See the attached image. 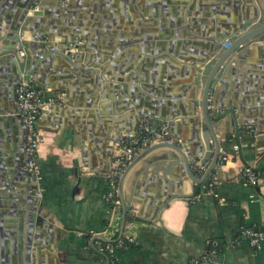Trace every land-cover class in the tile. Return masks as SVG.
<instances>
[{"label":"crops","instance_id":"1","mask_svg":"<svg viewBox=\"0 0 264 264\" xmlns=\"http://www.w3.org/2000/svg\"><path fill=\"white\" fill-rule=\"evenodd\" d=\"M234 1L73 0L71 9L69 1L61 3L67 12L62 19L68 21L73 16L76 23L86 21L88 26L83 29L92 40L84 39L79 50L73 48V52L81 54L76 68L70 67L67 72L62 58L47 61L43 68L44 74L73 76L54 81V84L73 83L69 94L44 89L45 84L36 85L53 101L38 123L43 137L37 155L40 179L27 169L25 126L13 120L1 124L0 176L7 174L12 182L18 180L20 187L7 193L18 196L16 207L10 206V213L0 217V264H20V256L25 257L32 210L36 223L41 217L54 230L44 237L42 228L36 224L31 264H108L99 250L100 243L106 242L101 237L114 242L128 235L134 243L116 250L120 264H189L216 245L219 256L211 264H264V243L259 249L251 247L248 241L232 245L244 228L264 230V139L247 129L252 127L264 133V58L258 51L264 50V42H258L257 48L244 55L242 63L234 58L231 67L238 72L231 75L233 81L229 83L239 86L241 108L251 125L241 126L240 143L233 125L225 123V129L219 130L220 158L226 155L229 161L214 170L212 177L200 186V193L190 200L176 197L191 194L197 187L182 175L179 164L173 170L166 161L145 167L146 160L169 151L159 149L137 163L125 178L123 192L128 210L123 235L122 200L119 196V206H113L109 200L118 148L108 140L106 143L104 134L108 128L119 126L122 134L133 133L138 122L133 106L120 111L124 101H133L135 95L143 96V101L136 102L140 106L149 104V97L170 103L165 106L169 111H178L180 104L186 107L188 98L184 97L183 87L190 86L192 83L188 82L194 76H183V72L184 66L193 61H185L180 54L185 58L200 57L222 32L240 22L241 12L234 8ZM5 2L14 5L17 1L0 0V8ZM52 6L49 8L53 9ZM85 14L94 17L86 19ZM26 34L24 39L29 41L30 32ZM43 35L49 41L50 37ZM212 39L215 40L210 42ZM50 40L59 47L62 36L56 34ZM35 42L33 57H40L39 52H45L46 48L41 46L43 41ZM5 76L0 80V93L5 99L10 98L0 104L11 113L6 118H18L9 110L18 108L16 89H9L8 94L4 91L10 78ZM180 80L188 81L180 83ZM200 96L197 94L196 99ZM234 99V92L224 91L220 99L223 112ZM87 103L92 105L86 106ZM161 111L160 115L166 112ZM188 118L182 115L174 118L172 132L178 138L173 142L192 140L193 126L186 121ZM194 159L191 157L192 162ZM211 162L212 159L207 160L206 170ZM247 168L258 176V185L245 184L243 171ZM194 171L198 178L206 172L200 174L195 167ZM211 183L217 197L209 192ZM169 197L158 214L157 208Z\"/></svg>","mask_w":264,"mask_h":264},{"label":"water","instance_id":"2","mask_svg":"<svg viewBox=\"0 0 264 264\" xmlns=\"http://www.w3.org/2000/svg\"><path fill=\"white\" fill-rule=\"evenodd\" d=\"M16 1L17 2L14 5H11L10 2H5L0 8V80L5 78V75L10 77L8 79V84H5L7 88L5 87L4 89L7 94L9 89H16L18 108H15V110H11L9 108V110L12 111V113H15L18 118H6L5 115L7 113L11 115V113L4 109L0 104V128L1 124H5L10 120L20 122L25 126L24 143L26 146H24V149L27 156L26 165L27 169L29 170L30 157L26 151V119L23 116V110L19 105L17 88L21 82L30 83L34 87H36V85L45 84L44 89H57L62 91L64 94H69V87L74 85L73 83L70 84V82H66L67 84H54V81L57 79H70L73 76H53L47 73L44 74L43 68L46 67L47 61L49 62V60L54 59L58 60L59 58H62V62L65 64L67 72L70 71V67L76 68L78 61L81 58V54L70 51L69 46L75 41H78L74 45V48L79 50L81 48L80 43L84 39L92 40V38L88 37L86 29H83L84 26H88L86 21H80L79 23H76L73 20V16L72 19L68 21H64L62 19L67 15V12L66 9L61 8V3L69 1L68 9H71L73 8L71 3L73 0H56L55 3L50 2V0H28L25 3H21L22 0ZM128 1L129 0H125V2ZM37 2H39V5H36ZM131 2H135V0H131ZM234 3V8L241 12L242 18L240 22L234 24L232 28L230 27L228 32H222L221 35L218 36L217 41H215L213 44H209L200 57L185 58L184 54H180V58L184 59L185 61H193L191 65L184 66L185 68L183 72V76H194V78L190 79V82H188L192 84L190 86L183 87L184 97L188 98V104H186V107H183L180 104L179 106L177 105L179 108L178 111L176 109L169 111L166 110L165 106L170 105V103L166 104L163 101H159L154 98L151 99L149 97H147L149 104L144 105V103H142L140 106L136 102L139 100L143 101V99H141L143 96L138 98L137 96L133 95V101L130 99L124 101L125 106H123L120 111L129 110L130 106H133L132 109L137 111L138 122L134 132L122 134L121 131H123V129L119 128V126L115 129H112L111 127L108 128L104 134L106 143L107 140L112 142L117 149V140L119 137L135 136L136 130L144 116L151 119L152 125L165 127V131L171 138H178L176 134L172 132V129L175 126L173 124V120L177 115L189 117L186 121H189L193 126L192 140L190 142L168 143L163 142L161 139L158 141L153 139L155 144L140 153L124 171L122 177L119 180V196L122 200L124 210L121 235H123L125 230L128 210V204L124 198L123 185L126 176L137 163L142 161L146 156L150 155L156 150L169 149L167 152H163L155 157L150 158L149 160H146L145 162L148 165L145 167L147 168L157 161L168 162L169 169L172 170L174 165H181L180 170L182 175H186L193 182V184L197 185V187L191 194L180 195L176 197L190 200L196 194L200 193V186L207 179L212 177L214 170H219L221 167L218 162L222 150L221 143L218 138L219 130L225 129V123L233 125L234 135L238 140V143H240L239 138L241 126L245 127L251 125L245 109L242 110L243 108H241L243 106L240 102L239 86H231L229 81H233L231 79V75L238 72L236 68L231 67L232 64L235 63L234 58L238 59V63H242L244 55H248L251 50L255 49V47L257 48L258 42H264V0H236ZM50 6H52L53 9L49 8ZM93 10H96V8ZM74 16L76 17V15ZM84 16L86 19L94 17L88 16L86 14ZM3 22H5V26H2ZM181 22L182 21H180V24ZM205 23L214 25V22L207 21ZM27 32H30L29 37L31 40L29 39V41L24 39L27 35ZM43 34L49 36L50 39H53V35H60L62 36V42L60 43L59 47H57L50 39L49 41L46 40V37ZM37 35L45 37V40L43 41L44 43H42L41 46L45 47L46 50L45 52H39L40 57H33V48L37 46H35ZM213 40L215 39L210 40V42ZM53 48L56 49L53 50ZM258 51L264 58V50L260 51L258 48ZM36 54H38V52H36ZM93 72L97 73V71ZM102 74L104 73L102 72ZM97 81H94V83L96 82L95 86H97ZM186 81L188 80H180L179 82L183 83ZM161 83L164 82L162 81ZM105 84L102 86H105ZM158 89L159 90L157 91L161 94V89ZM229 90L235 93V99L229 102V104L225 107V111L223 112L222 110L224 107H222L220 99L223 97L224 91ZM1 93L0 103L1 100H9L10 97L5 99L3 96L4 94L2 93V95ZM197 94L198 96L201 95L200 99H196ZM243 96H245V94H243ZM242 102L244 103V101ZM91 105L92 103L86 104V106ZM161 110L166 111L163 113L164 115L159 114ZM252 123L257 122L253 121ZM184 124L187 123L184 122ZM112 132H114L113 135ZM257 137L264 139V133L260 132ZM225 138L228 139V136H225ZM191 157L195 159H201L202 164H206L208 159H212L211 165L201 178L196 176ZM240 157L242 158L241 151ZM3 174L6 173L3 172ZM30 174L35 175V173L32 172ZM35 178H37V176ZM1 179L3 180L1 181ZM17 181L14 180V182H12L10 179H8L7 174L5 176H0V187H3V189L0 190V217L7 216L10 213V206L16 207V203H18V196L7 194L11 192L14 187H20L19 184H17ZM30 188L33 190L35 189V186L32 184ZM31 199L33 200V198ZM170 199L171 197L167 198V200L157 208L158 214L165 208L166 203ZM12 201L15 204H12ZM33 204H36V202ZM31 218V226L28 235L29 241L25 248L26 254L25 257L20 256V264H31L30 255L34 253L32 251V241L34 238V229L36 224L38 228H42V234L44 237H47V233L49 235L53 233L54 230V227L50 223L48 224L44 222L41 217H38L36 223V215L33 210L31 212ZM40 236L41 234L38 235V237ZM101 238L106 242L108 241L105 240L104 237Z\"/></svg>","mask_w":264,"mask_h":264},{"label":"built area","instance_id":"3","mask_svg":"<svg viewBox=\"0 0 264 264\" xmlns=\"http://www.w3.org/2000/svg\"><path fill=\"white\" fill-rule=\"evenodd\" d=\"M39 5V2L36 3ZM38 41H44L45 37L37 35ZM73 44L69 46V50H72ZM56 48H53L55 50ZM18 101L21 109L23 110V116L26 119L27 128V154L29 159V169L36 174L40 179L41 165L38 162L37 154L38 148L42 141V136L38 130V122L46 112L47 108L53 102L51 98H47L45 90L34 87L27 82H21L17 88ZM254 136H258L260 133L258 130L252 127L247 128ZM161 139L163 142L171 143L174 138H170L163 126H154L151 124L149 117H143L135 136H120L117 140L118 156L115 159V165L113 173L110 178L112 189L109 193V200L111 204L119 206V180L122 177L126 168L133 162V160L144 150H146L153 141ZM175 143V142H174ZM219 164L224 165L229 161V157L222 155L219 158ZM195 169L201 174L206 171L207 165L201 163V159H194L192 162ZM245 178V184L256 186L258 185L259 178L252 168H247L243 171ZM209 192L217 197L214 192L213 183L208 187ZM243 241H248L251 247L259 249L264 243V230L259 232L253 228H244L239 234L236 235L232 241V245L239 246ZM134 243L132 236L128 235L124 238H119L116 241H107L104 245L100 243L99 250L103 253L104 258L107 259L108 264H120L116 257V250L118 248L127 247ZM219 251L217 249H211L205 253L199 259H192L189 264H211L217 260Z\"/></svg>","mask_w":264,"mask_h":264},{"label":"trees","instance_id":"4","mask_svg":"<svg viewBox=\"0 0 264 264\" xmlns=\"http://www.w3.org/2000/svg\"><path fill=\"white\" fill-rule=\"evenodd\" d=\"M112 205H113V204H112ZM113 206H114V205H113ZM101 243L104 245L106 242H101ZM132 245H133V244H130V245H128V246H132ZM128 246H127V247H128ZM211 249H217V250H218L219 248H218V246L216 245V246H212L209 250H211ZM102 255H104V254L102 253Z\"/></svg>","mask_w":264,"mask_h":264},{"label":"rangeland","instance_id":"5","mask_svg":"<svg viewBox=\"0 0 264 264\" xmlns=\"http://www.w3.org/2000/svg\"><path fill=\"white\" fill-rule=\"evenodd\" d=\"M75 44H76V42L73 43V45H75ZM73 48H74V47H73ZM72 50H73V49H72ZM72 50H70V51H72ZM39 122H40V120H39ZM39 122H38V123H39ZM38 130H39V128H38ZM39 131H40V130H39ZM40 133H41V132H40ZM41 136H42V134H41ZM42 141H43V137H42ZM42 141H41V143H42ZM41 143H40V144H41ZM38 150H39V148H38ZM37 155H38V154H37ZM33 173H34V172H33Z\"/></svg>","mask_w":264,"mask_h":264},{"label":"bare ground","instance_id":"6","mask_svg":"<svg viewBox=\"0 0 264 264\" xmlns=\"http://www.w3.org/2000/svg\"><path fill=\"white\" fill-rule=\"evenodd\" d=\"M60 42H62V41H60Z\"/></svg>","mask_w":264,"mask_h":264}]
</instances>
